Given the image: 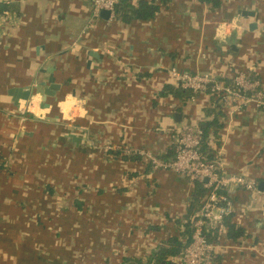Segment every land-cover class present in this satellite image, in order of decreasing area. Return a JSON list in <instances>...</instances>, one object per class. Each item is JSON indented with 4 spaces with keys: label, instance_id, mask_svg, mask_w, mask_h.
<instances>
[{
    "label": "crops",
    "instance_id": "1",
    "mask_svg": "<svg viewBox=\"0 0 264 264\" xmlns=\"http://www.w3.org/2000/svg\"><path fill=\"white\" fill-rule=\"evenodd\" d=\"M142 1L158 6L154 16L92 17L91 0H0L7 6L0 12V264H184L154 255L174 239L181 244L173 248L188 243L183 228L199 207L190 210L199 185L107 146L170 160L178 126L213 120L227 171L264 182V115L253 104L235 110L192 95L169 74L208 72L229 82L246 72L264 90V0L129 6ZM234 18L246 26L232 49L225 37L235 28L223 39L216 30ZM50 66L60 88L47 99V120L27 116L26 134L17 137L19 108L9 91L45 79ZM67 94L84 101V117H62L58 102ZM258 197L234 192L229 222L242 235L225 227L215 236L214 264H264Z\"/></svg>",
    "mask_w": 264,
    "mask_h": 264
},
{
    "label": "built area",
    "instance_id": "2",
    "mask_svg": "<svg viewBox=\"0 0 264 264\" xmlns=\"http://www.w3.org/2000/svg\"><path fill=\"white\" fill-rule=\"evenodd\" d=\"M8 3L9 0H4ZM117 0H91L92 17L105 10L108 18H115ZM2 14V13H1ZM171 78L179 88L189 90L192 95L206 93L224 106L235 110L254 105L255 110L264 115V90L258 79L246 72L234 75L226 82L208 72H187L176 68L169 69ZM29 102V101H27ZM26 102L19 108V120L27 119L31 111ZM32 112V111H31ZM173 156L163 160L142 150L120 149L107 146V150H119L123 154L139 155L152 169H168L179 176L199 185L204 190L197 211L190 220L188 243L182 249L184 264H214L218 247L215 236L225 229V221L237 212L233 200L236 190H244L250 200L256 202L264 191L258 182L243 173H231L224 164V143L220 137L205 133L199 125L183 124L175 129Z\"/></svg>",
    "mask_w": 264,
    "mask_h": 264
},
{
    "label": "trees",
    "instance_id": "3",
    "mask_svg": "<svg viewBox=\"0 0 264 264\" xmlns=\"http://www.w3.org/2000/svg\"><path fill=\"white\" fill-rule=\"evenodd\" d=\"M167 1V0H164ZM204 3H207L212 9L216 8L219 6V4L221 3V0H200ZM7 6L4 4V2H0V12H5L7 10L6 8ZM158 6L154 5V4H148L146 2H139L137 6L134 7H130L129 6V0H117L115 3V18L117 19H128V18H133V17H142V18H148V17H152L154 16V14L158 11ZM224 80V79H223ZM220 126V124H218L217 122L213 121V120H209V121H204L202 122V126L201 128L203 129V131L207 134V133H212L214 136L218 137L219 134H217L216 132V127ZM216 128V129H215ZM68 132V131H67ZM66 132L65 136L68 135ZM199 188L196 189V191L194 192V197L200 196L199 200L201 201L202 197L204 196V190L202 189L201 186H197ZM195 199V200H196ZM197 201V200H196ZM196 203V202H195ZM194 203V206L190 207V210L193 211V207H196L197 204L199 206V203ZM193 205V204H192ZM191 213V212H190ZM189 213V214H190ZM230 218H227L225 223V227L228 230H232L234 236H241L242 235V230L240 229V226L238 225H234L233 222H229ZM186 233H189L190 235V223L189 221L187 222V224L184 225L183 228ZM188 235V236H189ZM189 239V237H188ZM177 245V247L181 244V242L179 240H173L170 243V247L167 249L165 247L160 248V250L155 253L154 257L155 259L160 263V260L163 261V258H165L166 254L169 255H174V256H181L182 255V249L180 250V248L178 249L173 248L174 245ZM163 263H168L164 262Z\"/></svg>",
    "mask_w": 264,
    "mask_h": 264
},
{
    "label": "water",
    "instance_id": "4",
    "mask_svg": "<svg viewBox=\"0 0 264 264\" xmlns=\"http://www.w3.org/2000/svg\"><path fill=\"white\" fill-rule=\"evenodd\" d=\"M243 14H249L252 15V12H247V11H243ZM100 14L104 15L105 17L108 16V12L103 10L100 12ZM255 23H253V25H251L249 28H251L252 26H254ZM238 34L237 29L235 28L234 30H232L231 34L228 37H225V42L230 44L231 48L234 49L235 46L231 43V40L234 39L235 35ZM89 54H91V56L94 57H98V54L95 52H89ZM47 73V77L43 80H40L38 82H35L34 84L28 85V86H21L18 88H11L9 91L10 96L12 97V102L13 105L18 109L19 105H18V101L20 99L25 100L26 102L30 100V97L33 96L36 93H39L42 97L41 103H40V107L41 108H49L50 107V103L48 102V98H52V99H56V93L60 88V84H58L56 82V76L53 73L54 68L53 67H47L45 70H43ZM27 115L33 119H39V120H47L46 117L43 116V118H40L38 116H36L34 113H32L31 111L27 112ZM24 134H26L25 132V124L24 122H21V126L19 128V132L17 134V137L23 136ZM72 137L74 138V140H77V138L72 134ZM258 188L261 190H264V182H262L261 184H259Z\"/></svg>",
    "mask_w": 264,
    "mask_h": 264
},
{
    "label": "clouds",
    "instance_id": "5",
    "mask_svg": "<svg viewBox=\"0 0 264 264\" xmlns=\"http://www.w3.org/2000/svg\"><path fill=\"white\" fill-rule=\"evenodd\" d=\"M236 19H239V18H234L228 24H221L216 30V37L219 39H223L226 35L229 34L230 30L233 28H236L237 31H241L246 25L243 22L237 25ZM5 99H8V98H5ZM41 100H42L41 95L39 93H36L30 97V100L27 103H28L30 110L36 116L43 118L44 114L49 109L40 107ZM83 103H84L83 100L77 99L71 94H67L63 100L58 102V107L60 109L62 117L65 120L72 121L77 116L84 117L86 115L85 109L81 106ZM25 104H26V101L23 99H20L18 101V105L21 110L24 109ZM69 128L71 130L70 125H69Z\"/></svg>",
    "mask_w": 264,
    "mask_h": 264
}]
</instances>
